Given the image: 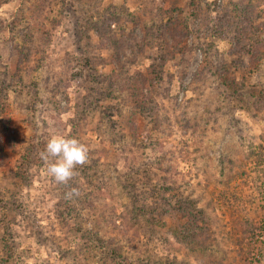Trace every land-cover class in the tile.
Instances as JSON below:
<instances>
[{
	"label": "rangeland",
	"instance_id": "rangeland-1",
	"mask_svg": "<svg viewBox=\"0 0 264 264\" xmlns=\"http://www.w3.org/2000/svg\"><path fill=\"white\" fill-rule=\"evenodd\" d=\"M0 264H264V0H0Z\"/></svg>",
	"mask_w": 264,
	"mask_h": 264
},
{
	"label": "clouds",
	"instance_id": "clouds-1",
	"mask_svg": "<svg viewBox=\"0 0 264 264\" xmlns=\"http://www.w3.org/2000/svg\"><path fill=\"white\" fill-rule=\"evenodd\" d=\"M39 156L47 165V173L57 183L66 184L75 174L76 166L87 161L88 150L76 138L53 134Z\"/></svg>",
	"mask_w": 264,
	"mask_h": 264
}]
</instances>
